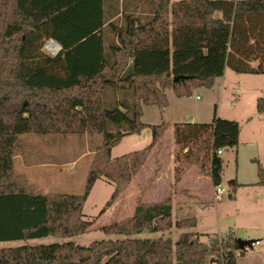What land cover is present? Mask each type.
<instances>
[{
	"label": "trees",
	"instance_id": "1",
	"mask_svg": "<svg viewBox=\"0 0 264 264\" xmlns=\"http://www.w3.org/2000/svg\"><path fill=\"white\" fill-rule=\"evenodd\" d=\"M49 40L61 48L55 56L42 49ZM225 68L264 75V0H0V242L86 234L95 220L83 219V206L96 181L113 184L100 217L162 144L164 123L149 127L146 148L111 158L122 138L147 127L142 106L164 109L166 90L182 98L210 89ZM256 111L264 115V99ZM29 134L89 139L93 157L82 194L44 193L15 171L14 157L28 150L19 137ZM238 138L235 121L176 125L175 176L197 166L220 186L216 152L235 148ZM257 176L264 187V168ZM227 184L232 194L239 187ZM171 211L169 197L145 203L140 196L128 219L99 228L121 239L1 248L0 264H237L231 238L208 244L184 233L174 246L161 237L134 238L196 227L195 218L172 223Z\"/></svg>",
	"mask_w": 264,
	"mask_h": 264
},
{
	"label": "rangeland",
	"instance_id": "2",
	"mask_svg": "<svg viewBox=\"0 0 264 264\" xmlns=\"http://www.w3.org/2000/svg\"><path fill=\"white\" fill-rule=\"evenodd\" d=\"M215 17H219V14ZM47 42L42 49L53 56L46 48ZM165 95L167 107L164 109L142 106L140 121L147 127L139 135L122 138L112 149L111 158L116 159L146 148L151 141L150 126L166 124V138L163 137L160 147L152 150L153 155L147 159L128 188L100 217V210L113 192V184L104 179L96 181L83 206V219L95 220L86 234L66 239L47 237L26 242H0V249L63 242L87 247L96 241L121 239L115 235L106 236L99 228L109 225L113 220L128 219L140 196L145 203H157L169 197L172 223L195 218L196 228L190 230L173 227L164 233L143 231L134 238L161 237L170 239L174 246L182 234L194 231L200 236L201 242L208 244L212 238H231L233 242L242 240L252 243L259 240L261 246H253L242 254L238 250L233 255L237 264H264V253H261L264 252V188L251 186L258 181L259 167L264 168V115L256 111L257 100L264 99V75L238 74L225 68L223 76L215 81L211 89L195 88L189 96L182 98L176 97L171 90H166ZM214 118L235 121L240 132L239 144L235 148L222 150L221 187L224 193L219 201L213 200L214 187L209 176L201 173L199 167H187L177 172L176 176L174 172L177 166L174 162L177 149L173 139L174 127L191 121L210 124ZM19 138L28 150L24 155L14 157V167L18 174H23L44 193L82 194L93 157L90 141L86 136L80 138L74 134H29ZM167 139H170L169 142ZM95 143L101 144V139L97 137ZM41 156L51 160L42 159ZM196 175L200 176L197 184L194 183ZM161 176L163 179H159ZM235 179L245 186L237 187L234 196L227 183ZM157 180L159 181L156 182ZM193 185L199 188L202 195ZM249 204H253L252 208H246ZM219 262L218 259L210 264H220Z\"/></svg>",
	"mask_w": 264,
	"mask_h": 264
},
{
	"label": "crops",
	"instance_id": "3",
	"mask_svg": "<svg viewBox=\"0 0 264 264\" xmlns=\"http://www.w3.org/2000/svg\"><path fill=\"white\" fill-rule=\"evenodd\" d=\"M251 65L252 66H256V62H252L251 63ZM221 78V77H220ZM217 79H219V78H217ZM216 79V80H217ZM215 80V81H216ZM215 83V82H214ZM213 87V86H212ZM211 89V88H210ZM190 123H195L194 121H191ZM167 133H165V135H164V137L166 138V136H167V134H168V131H166ZM239 134H240V132H239ZM152 136V135H151ZM168 140V139H167ZM170 140V139H169ZM169 140H168V142H169ZM238 142H239V138H238ZM239 144V143H238ZM223 150V149H222ZM223 155V151H222V154L220 155V158H221V156ZM221 160H222V158H221ZM222 162H223V160H222ZM222 166H223V164H222ZM222 171H223V167H222ZM159 179H163V176H161ZM199 179H200V176L199 175H196V178H194V183H199ZM159 180H157L156 182H158ZM235 181H236V179H235ZM236 183L239 185V187H242V186H245V185H243V184H239L237 181H236ZM221 185H222V180H221ZM220 185V186H221ZM252 185H254V186H256V187H262V186H257L256 185V183L255 184H251V186ZM193 186H195V190L196 191H198L199 192V188H197V186L196 185H193ZM247 186V185H246ZM262 188H264V187H262ZM237 189V188H236ZM239 189V188H238ZM197 192V194H199V193H201V195H202V192L200 191L199 193ZM233 195L235 196L236 195V190H235V192L233 193ZM212 196H213V200H214V191H213V194H212ZM233 196V198H234V200H235V197ZM197 197H199V195L197 196ZM232 198V199H233ZM255 204V203H254ZM252 206H253V204H249V206H247L246 208H252ZM196 220V219H195ZM196 226H197V222H196ZM196 228V227H195ZM194 228H192V229H190V230H193ZM189 233H196V232H194V231H189ZM259 241V240H258ZM259 246H261V243L258 245V246H254V247H259ZM252 248V247H251ZM261 253H264V252H261ZM262 259H264V257L262 258Z\"/></svg>",
	"mask_w": 264,
	"mask_h": 264
},
{
	"label": "built area",
	"instance_id": "4",
	"mask_svg": "<svg viewBox=\"0 0 264 264\" xmlns=\"http://www.w3.org/2000/svg\"><path fill=\"white\" fill-rule=\"evenodd\" d=\"M49 51V50H48ZM50 52V51H49ZM51 53V52H50ZM53 54V53H51ZM57 53L53 54V56H55ZM198 99V98H197ZM217 155L220 156L222 154V150H218ZM224 193V190L221 186H217L216 188H214V200L219 201L220 200V196ZM260 244V242L258 240L254 241V243H252L251 247L253 246H258ZM249 249H246V251H248ZM220 264H224V260L223 258H221ZM215 264V263H213Z\"/></svg>",
	"mask_w": 264,
	"mask_h": 264
},
{
	"label": "water",
	"instance_id": "5",
	"mask_svg": "<svg viewBox=\"0 0 264 264\" xmlns=\"http://www.w3.org/2000/svg\"><path fill=\"white\" fill-rule=\"evenodd\" d=\"M61 49V48H60ZM179 79H182V77H175L173 78V81H178ZM252 242L250 241H242V240H237V246L240 251H246V249L251 248ZM213 261H211L212 263ZM32 264H40L39 262L35 261L34 259L32 260ZM58 264H73L69 262H60Z\"/></svg>",
	"mask_w": 264,
	"mask_h": 264
},
{
	"label": "bare ground",
	"instance_id": "6",
	"mask_svg": "<svg viewBox=\"0 0 264 264\" xmlns=\"http://www.w3.org/2000/svg\"><path fill=\"white\" fill-rule=\"evenodd\" d=\"M50 42H54V41H48L47 42V46H46V48L51 52V53H53V54H55V53H57L59 50H60V46L58 45V48L57 49H54L53 47H50L49 45H50ZM55 43V42H54Z\"/></svg>",
	"mask_w": 264,
	"mask_h": 264
}]
</instances>
